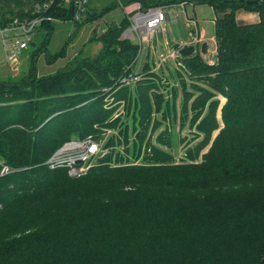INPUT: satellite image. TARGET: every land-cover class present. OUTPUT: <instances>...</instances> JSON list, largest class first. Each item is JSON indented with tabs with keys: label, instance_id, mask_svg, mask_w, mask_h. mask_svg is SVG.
<instances>
[{
	"label": "trees",
	"instance_id": "obj_1",
	"mask_svg": "<svg viewBox=\"0 0 264 264\" xmlns=\"http://www.w3.org/2000/svg\"><path fill=\"white\" fill-rule=\"evenodd\" d=\"M123 1L221 10L215 61L195 51L167 59L166 73L148 61L138 71L149 50L121 40L123 22L101 37L106 63L82 70L75 59L0 81V160L9 167L0 175V264H264V0ZM87 3L79 20L74 0H0V28L35 18L48 30L52 21L81 26L102 12ZM239 10L258 21L239 24ZM212 127L219 132L201 154ZM73 132L101 135L79 179L44 164Z\"/></svg>",
	"mask_w": 264,
	"mask_h": 264
},
{
	"label": "rangeland",
	"instance_id": "obj_2",
	"mask_svg": "<svg viewBox=\"0 0 264 264\" xmlns=\"http://www.w3.org/2000/svg\"><path fill=\"white\" fill-rule=\"evenodd\" d=\"M165 2L166 0H162ZM66 5V4H65ZM88 9L94 10L96 12H101V15L96 19H93L81 26H76L74 23L66 21H52L51 25L53 30L43 29L40 27L39 23L36 24V28L33 33L30 34L32 40L28 42L25 40L20 29L10 30L9 36L5 38V42L0 38V81H11V82H21L22 80L30 77L31 68H35L36 76L47 75L55 73L61 69L70 68L74 65L73 62L77 59L79 66L82 65V70L87 67V62L99 59L103 63H106L109 59V48L106 44L103 45L101 37L106 33L110 25H121L125 23V28L122 30L120 38L121 40L129 41L130 45L138 47V35L139 31L134 29L135 20L137 13L141 14L148 13L152 10L161 8L166 4H155L149 5L147 7L141 6L140 3H126L123 0H88ZM139 5V8L137 7ZM183 6L185 7L187 17L191 21V27L189 28L184 22V15L180 14L177 18L178 22L171 23L168 27H161V31H156L148 40L143 37V45L147 44L146 50H149V58H142L141 63L137 66L139 71L144 62H154L156 67L162 65L165 73L168 67L173 69L170 64L166 65L168 58V50L166 53L158 51L156 46L152 44L155 40L172 38L175 40V35L187 42L191 37L189 36V30H191V36L194 38L188 45L194 47V52H199L201 44L206 43L208 45V53L206 55L200 54L203 60L208 64H213L216 55V42L212 41L213 37V23L215 17L220 13L221 10H216L208 4H187L180 2L177 4H171L170 6ZM181 10L178 8V11ZM256 13V12H255ZM83 17H80L81 20ZM164 27V28H163ZM195 32V33H194ZM50 38L48 39V36ZM179 40V39H178ZM163 43V42H162ZM168 47V44H166ZM18 48L19 53L11 59H7V50L9 48ZM182 46L179 47V49ZM163 49V47H162ZM193 52V54H194ZM11 61L8 63L7 61ZM86 61V62H85ZM144 61V62H143ZM85 62V64H84ZM30 75V76H29ZM225 99L220 98L221 104L224 103ZM221 111L218 107L215 112V118L220 122ZM221 123V122H220ZM211 140L208 146L201 154L206 153L212 146L213 138L218 134L219 129L211 128ZM74 136L67 139L61 145H59L54 151L45 159L44 164L48 166L47 168H64L67 171V175L72 179H79L85 175L82 174L80 177L77 175L76 161L80 160L84 152V146L88 140H95L96 142L100 138V134L91 133L85 137L77 135L73 132ZM180 147H176V153L178 158ZM62 150V151H60ZM60 153L59 156L56 155ZM55 156L58 158H63L67 160L60 166L53 165V159ZM56 158V157H55ZM55 160V159H54ZM95 162V160H93ZM9 167L4 160H0V175L7 173Z\"/></svg>",
	"mask_w": 264,
	"mask_h": 264
},
{
	"label": "built area",
	"instance_id": "obj_3",
	"mask_svg": "<svg viewBox=\"0 0 264 264\" xmlns=\"http://www.w3.org/2000/svg\"><path fill=\"white\" fill-rule=\"evenodd\" d=\"M54 1L56 0H51V3ZM63 1L69 2V0H63ZM85 3H86V0H74V5L76 7L77 16L81 17V15L79 14H81L85 10ZM137 7L139 8V5H137ZM178 8H180L181 10L178 11ZM180 14L184 15V22L190 28L191 21L190 19H188L183 6L175 5V6H169L166 8L165 6H163L161 8L152 10L145 14H141L140 12H138L137 13L138 17H136L135 26H134V29L140 32V34L138 35V41H137L138 48H139L138 54L142 55L144 50L146 51V48H147V44L143 45L144 44L143 37H145V40H148L152 35L155 34L156 31H161L162 26L168 27L169 24L175 23L178 20L177 18L180 16ZM42 20L43 18H35L34 20L28 23L23 22L21 24H18V26L0 28V38H2L3 42H5V38L9 36L10 32H12L15 29H20V31L22 32L21 34L25 35L24 36L25 40L29 42L30 32L36 26V24L40 23ZM189 36L191 37V39H189L187 42L179 41L180 46L183 47L184 45H188L189 41L190 43L194 41V38L191 36V30H189ZM18 53H19L18 48H15V47L9 48L7 50V54H8L7 59L13 58ZM178 54H179L178 50L171 49L168 53L169 55L168 57L174 59V57ZM7 62L11 63V61H7ZM126 83H128V80H126ZM60 151L56 155L59 156V154L62 153ZM97 153H99L98 144L94 140L92 141L88 140L84 146V152L82 154V157L80 158V160L76 161V167H77L76 173L78 176L84 174L91 166L95 164V162H93V157ZM55 157L52 158L53 159L52 167L60 166L63 163L67 162V160L63 158H58L57 156Z\"/></svg>",
	"mask_w": 264,
	"mask_h": 264
},
{
	"label": "crops",
	"instance_id": "obj_4",
	"mask_svg": "<svg viewBox=\"0 0 264 264\" xmlns=\"http://www.w3.org/2000/svg\"><path fill=\"white\" fill-rule=\"evenodd\" d=\"M258 19H259V16L255 12H250V11H245V10H239L236 13V21L239 24L254 23V22H257ZM175 37H176L175 40H172L173 37L172 38H169V39H163V41H162L163 43L160 40H155L154 42H152V44H153V46L154 45L156 46V48L158 49V51H162V52H165L166 53L168 50L175 49L176 43H178L179 41H183V39L178 38L176 35H175ZM212 41H214V39H212ZM166 44H168V47H167ZM162 47H163V49H162ZM199 51H200V49H199ZM208 51L209 50H208V45H207V53H208Z\"/></svg>",
	"mask_w": 264,
	"mask_h": 264
},
{
	"label": "water",
	"instance_id": "obj_5",
	"mask_svg": "<svg viewBox=\"0 0 264 264\" xmlns=\"http://www.w3.org/2000/svg\"><path fill=\"white\" fill-rule=\"evenodd\" d=\"M256 1L246 0L247 4L255 3ZM194 52V47L192 45H184L182 48L178 50V53L181 57H187L192 55ZM207 53V45L206 43L201 44L200 54L205 55Z\"/></svg>",
	"mask_w": 264,
	"mask_h": 264
}]
</instances>
